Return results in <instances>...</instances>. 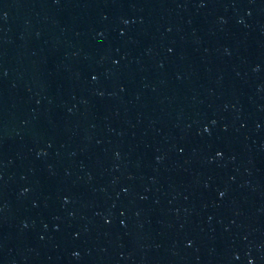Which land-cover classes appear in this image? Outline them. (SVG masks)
<instances>
[{
  "label": "water",
  "instance_id": "95a60500",
  "mask_svg": "<svg viewBox=\"0 0 264 264\" xmlns=\"http://www.w3.org/2000/svg\"><path fill=\"white\" fill-rule=\"evenodd\" d=\"M0 264H264V0H0Z\"/></svg>",
  "mask_w": 264,
  "mask_h": 264
}]
</instances>
